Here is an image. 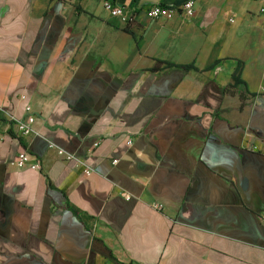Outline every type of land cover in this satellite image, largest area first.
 <instances>
[{
  "label": "crops",
  "instance_id": "obj_1",
  "mask_svg": "<svg viewBox=\"0 0 264 264\" xmlns=\"http://www.w3.org/2000/svg\"><path fill=\"white\" fill-rule=\"evenodd\" d=\"M111 1L0 0V264H264V0Z\"/></svg>",
  "mask_w": 264,
  "mask_h": 264
},
{
  "label": "built area",
  "instance_id": "obj_2",
  "mask_svg": "<svg viewBox=\"0 0 264 264\" xmlns=\"http://www.w3.org/2000/svg\"><path fill=\"white\" fill-rule=\"evenodd\" d=\"M103 6L104 9L108 12L110 18L116 20L122 26L132 23L135 19V13L133 10L122 5H118L111 0H104ZM194 11V1L187 0L180 7L160 3L153 4L148 7V9L146 10V14L151 19L169 20L173 19L178 13L184 15L186 18H191L194 15ZM1 110L3 111V108ZM26 111L27 115L24 118H17L13 115L10 116V122L16 126L17 131L21 135H30L35 132L33 124L35 122L36 116L31 113V108L29 105H27ZM131 142L132 141L129 140V143ZM50 146L57 147L53 143H50ZM57 149L59 154L66 159H76V156L73 153L65 150L64 148L57 147ZM114 161L116 162L117 160ZM12 164L20 169L30 168L33 170H40L41 168L39 160L25 149L18 153ZM90 172L91 171L89 169L86 170V173Z\"/></svg>",
  "mask_w": 264,
  "mask_h": 264
},
{
  "label": "trees",
  "instance_id": "obj_3",
  "mask_svg": "<svg viewBox=\"0 0 264 264\" xmlns=\"http://www.w3.org/2000/svg\"><path fill=\"white\" fill-rule=\"evenodd\" d=\"M122 29L124 31H126V32L132 33V31H131V23L123 26ZM158 63L165 64V66H168V67L176 65V64L171 63V62H165V61H160V60H158ZM177 66H182V67H184L186 69H191V68H195L196 69V67L194 66L193 63L192 64H187V65H177ZM153 70H155V71L159 70V66L158 67H154ZM241 74H242V64L239 63L237 68H236V70H235V72L233 73V83L230 86H236L238 84H242V83L244 84L245 83L241 79ZM3 110H7V109H3ZM1 113H2V110L0 111V119L2 120L3 117L1 115ZM74 212L77 214V211L75 209H74Z\"/></svg>",
  "mask_w": 264,
  "mask_h": 264
}]
</instances>
